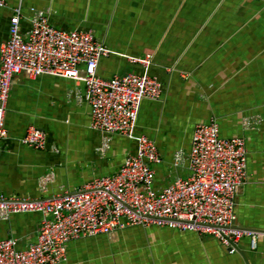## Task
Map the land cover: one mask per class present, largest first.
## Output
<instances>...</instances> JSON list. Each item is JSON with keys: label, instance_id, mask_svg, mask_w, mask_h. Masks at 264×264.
Returning a JSON list of instances; mask_svg holds the SVG:
<instances>
[{"label": "crops", "instance_id": "1", "mask_svg": "<svg viewBox=\"0 0 264 264\" xmlns=\"http://www.w3.org/2000/svg\"><path fill=\"white\" fill-rule=\"evenodd\" d=\"M0 5V45L9 38L11 17L22 8L21 28L38 11L63 29H93L115 53L101 58L98 73H142L127 56L152 55L150 73L164 84L160 100H143L137 132L156 139L163 157L154 166L159 188L190 173L174 165L177 150H189L198 123L215 118L222 137H244L248 179L237 193L236 225L264 230V1L263 0H5ZM84 83L49 74L14 76L5 114L7 136L0 150V192L44 198L118 171L136 143L114 135L110 149L97 151L102 135L91 128ZM249 119L254 127L244 126ZM257 120L258 123H257ZM47 136L44 150L22 142L29 126ZM55 171L46 191L42 174ZM44 214H13L0 221V239L18 248L37 240ZM62 264H264V233L257 247L244 236L230 253L212 235L168 225H134L113 235L68 243Z\"/></svg>", "mask_w": 264, "mask_h": 264}, {"label": "built area", "instance_id": "2", "mask_svg": "<svg viewBox=\"0 0 264 264\" xmlns=\"http://www.w3.org/2000/svg\"><path fill=\"white\" fill-rule=\"evenodd\" d=\"M5 4L0 0V5ZM21 19L18 6L10 20L9 38L0 45V150L7 136L5 114L12 81L20 73L30 77L49 74L84 83L91 128L102 135L97 151L106 154L114 135L133 140L136 149L115 173L95 177L63 194L26 198L0 192V221L19 213L44 214L37 240L26 248H18L14 237L0 239V264H62L68 260L72 240L149 224L212 235L230 253L239 250L246 235L252 247H257V237L263 233L236 225L237 193L248 179L244 137H222L215 118L198 123L190 149L174 154V165L188 163L189 175L159 188L154 166L163 157L156 139L137 132L143 100H160L164 94L163 82L150 73L153 56H127L130 62L143 65L142 73L103 77L98 73L99 62L115 52L97 39L93 29L58 28L42 10L30 18L26 31H22ZM244 126L254 124L246 119ZM22 142L44 150L47 136L31 125ZM55 179L53 170L42 174L40 189L46 191Z\"/></svg>", "mask_w": 264, "mask_h": 264}, {"label": "water", "instance_id": "3", "mask_svg": "<svg viewBox=\"0 0 264 264\" xmlns=\"http://www.w3.org/2000/svg\"><path fill=\"white\" fill-rule=\"evenodd\" d=\"M245 229H251V230H254V231H257V232H262V233H264V230H258V229H254V228H245Z\"/></svg>", "mask_w": 264, "mask_h": 264}]
</instances>
